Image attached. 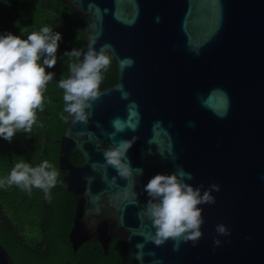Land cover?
Masks as SVG:
<instances>
[{
    "label": "water",
    "instance_id": "1",
    "mask_svg": "<svg viewBox=\"0 0 264 264\" xmlns=\"http://www.w3.org/2000/svg\"><path fill=\"white\" fill-rule=\"evenodd\" d=\"M63 2L83 16L82 51L110 45L118 68L87 122L69 116L61 139L63 182L77 197L74 249L97 237L108 252L119 237L126 264H264V0ZM134 136L127 155L143 175L113 183L103 152ZM76 150L80 164L70 159ZM181 170L201 192L212 183L219 191L199 205L202 237L174 250V241L152 242L142 189L156 173ZM0 264H15L1 242Z\"/></svg>",
    "mask_w": 264,
    "mask_h": 264
},
{
    "label": "trees",
    "instance_id": "2",
    "mask_svg": "<svg viewBox=\"0 0 264 264\" xmlns=\"http://www.w3.org/2000/svg\"><path fill=\"white\" fill-rule=\"evenodd\" d=\"M44 26L62 36L56 65L45 68L54 73V78L44 89L43 111L35 110L32 131L17 132L11 143L0 138V179H6L16 163L36 167L47 160L58 172L57 182L48 198L35 187L31 192L16 185L0 187V242L15 264H126L128 249L119 237L112 239L108 252L97 237L84 242L78 250L70 241L77 197L67 189L60 169L61 139L69 114L64 112L63 90L58 81L70 75L65 51H82L85 47L83 16L63 0H0V34L12 33L27 39ZM111 60L108 70L102 71L99 89L118 81V68L112 57ZM38 63L42 65L43 57ZM70 159L75 164L84 160L80 150L74 151Z\"/></svg>",
    "mask_w": 264,
    "mask_h": 264
},
{
    "label": "clouds",
    "instance_id": "3",
    "mask_svg": "<svg viewBox=\"0 0 264 264\" xmlns=\"http://www.w3.org/2000/svg\"><path fill=\"white\" fill-rule=\"evenodd\" d=\"M61 39V34L49 26L30 33L27 39L12 33L0 34V138L11 143L17 132L32 131L36 122L35 110L43 111V92L54 78V73L46 72L45 68L50 69L56 65L58 42ZM94 43L89 44L86 51L74 48L64 53L70 60V75L61 78L58 87L63 90L64 112L69 114L73 123L87 122L89 112L86 110L92 108V102L100 95L102 71H107L112 62L106 51L110 45H103L97 50ZM41 57L42 65L38 63ZM72 58H76V62H72ZM131 63V60L122 61V64L129 66ZM115 126L117 131H122L118 122ZM115 135V132L110 134V138L114 139ZM137 139L134 136L131 139L114 140L115 146L104 150L105 166L114 168L117 173L112 178L113 183L119 177L134 184L133 174L143 175V169L133 168L127 155ZM147 154L151 155V151ZM57 177V170L47 160L36 167L19 162L6 179H0V187L16 185L28 192L35 187L43 190L48 198ZM185 177L192 178L190 173L182 170L170 174L156 173L143 186L142 192L148 196L145 213L154 229L151 240L156 246L170 240L176 242L174 250L180 241H191L195 246L203 235L201 226L204 219L199 205L215 203L211 193L218 192L219 185L212 183L201 192L202 185L193 187L185 182ZM216 232L229 234L224 225H218ZM220 243V240L214 241L215 245Z\"/></svg>",
    "mask_w": 264,
    "mask_h": 264
}]
</instances>
